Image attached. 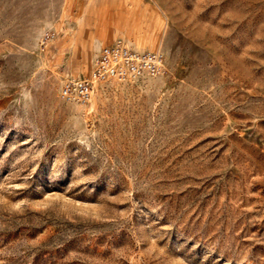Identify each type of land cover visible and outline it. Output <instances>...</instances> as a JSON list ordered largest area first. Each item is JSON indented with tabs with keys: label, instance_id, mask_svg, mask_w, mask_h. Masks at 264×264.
<instances>
[{
	"label": "rangeland",
	"instance_id": "374dc122",
	"mask_svg": "<svg viewBox=\"0 0 264 264\" xmlns=\"http://www.w3.org/2000/svg\"><path fill=\"white\" fill-rule=\"evenodd\" d=\"M0 264H264V0H0Z\"/></svg>",
	"mask_w": 264,
	"mask_h": 264
},
{
	"label": "built area",
	"instance_id": "2783aa9c",
	"mask_svg": "<svg viewBox=\"0 0 264 264\" xmlns=\"http://www.w3.org/2000/svg\"><path fill=\"white\" fill-rule=\"evenodd\" d=\"M54 33L47 31L42 37L46 45ZM166 57L161 50H140L124 39L105 45L97 53L90 77L68 78L60 85V97L68 103L91 102L95 85L109 81L135 82L163 75Z\"/></svg>",
	"mask_w": 264,
	"mask_h": 264
}]
</instances>
